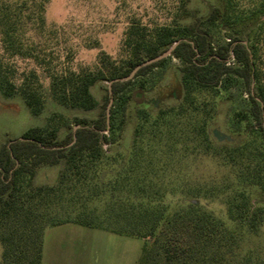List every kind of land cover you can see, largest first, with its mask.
Returning <instances> with one entry per match:
<instances>
[{
	"label": "trees",
	"instance_id": "1",
	"mask_svg": "<svg viewBox=\"0 0 264 264\" xmlns=\"http://www.w3.org/2000/svg\"><path fill=\"white\" fill-rule=\"evenodd\" d=\"M187 1L178 0L180 13L187 12ZM46 3L0 0V93L20 97L34 116L43 111L47 93L65 109L95 110L96 83L122 79L179 42L169 56L140 67L131 79L112 82L97 118L74 117L71 127L55 113L44 127L0 146V264H41L45 229L64 224L151 239L144 241L136 264H264L260 255L242 248L245 235L264 226V207L255 206L248 192L253 187L264 192V73L256 36L243 44L241 36L230 35L224 45L213 46L211 27H224L218 8L190 23L146 25L132 17L118 59L101 54L94 67L72 69L47 53L53 30L46 26ZM16 57L32 60L47 87L35 70L17 77L6 62ZM169 59L180 64L168 84L154 87L146 75ZM235 79L246 86L248 108L233 118L245 122L248 133L249 123L260 125L262 142L216 147L208 121L215 99L223 98ZM167 100L175 104L164 106ZM199 152L222 155L234 172V180L221 187L227 221L199 205L195 188L196 202L173 206L167 200L189 186L181 184L176 164ZM59 165L52 183L34 182L41 166Z\"/></svg>",
	"mask_w": 264,
	"mask_h": 264
},
{
	"label": "rangeland",
	"instance_id": "2",
	"mask_svg": "<svg viewBox=\"0 0 264 264\" xmlns=\"http://www.w3.org/2000/svg\"><path fill=\"white\" fill-rule=\"evenodd\" d=\"M179 6L178 0H47L45 22L47 28L53 30L46 44L47 53L57 54L58 63L68 65L72 69L94 67L101 54L111 59L119 58L124 32L132 17L146 25L169 23L173 19L190 23L205 19L212 9L218 8L223 15L224 27H211L213 46L224 45L230 35L238 34L243 42H247L248 36H256L254 40L260 56V67L264 73V0H188L185 14L180 13ZM2 56L0 45V57ZM6 62L12 65L11 68L17 77L29 70H35L40 82L47 87L48 79L32 60L16 57ZM179 64L178 60L169 59L164 66L150 71L145 79L154 87L157 84H168L170 73ZM139 79L140 77L135 81ZM108 86V82L100 81L91 88V93L98 102V107L92 111L65 109L54 103L47 93L43 111L37 116L30 113L20 97L6 98L0 93V146L19 139L30 128L44 127L48 118L55 113L66 118L71 127L74 126V117L87 120L97 118L102 110ZM174 104V100L163 103L164 106ZM247 108L246 86L239 79H235L228 90L223 92V98L218 96L215 99V113L208 121V132L216 147L234 144L239 140L256 144L262 142L260 125L249 123L248 129L252 127V132L248 133L246 123L236 122L233 118L235 112ZM261 125L264 128V120ZM65 131L66 129L62 128L60 135ZM130 134L129 126L124 136L129 139ZM223 159L222 155L207 156L199 152L177 163L175 167L180 172L181 184L189 186L185 187L184 191L169 195L167 200L170 204L182 205L198 198L201 207L227 221L224 204L226 195L221 191V187L234 180V172L224 164ZM60 169L61 165L41 166L36 172L34 182L38 185L50 184ZM194 188L199 193V197L195 199V191H191ZM248 192L255 206L264 207V192L255 187L250 188ZM43 239V264H136L144 241H151L149 238L143 241L140 238L117 235L78 224L48 227ZM242 248L243 252L257 253L264 259V226L256 233H247Z\"/></svg>",
	"mask_w": 264,
	"mask_h": 264
},
{
	"label": "water",
	"instance_id": "3",
	"mask_svg": "<svg viewBox=\"0 0 264 264\" xmlns=\"http://www.w3.org/2000/svg\"><path fill=\"white\" fill-rule=\"evenodd\" d=\"M178 42H179V41L175 42V43H174V44H173V45H172L167 51H165V52L162 53L161 55H159V56H157V57H155V58H152V59L146 60V61L143 62L142 64L136 66V67L130 72V74H129L128 76H126V77H124V78H122V79H115V80H113L112 82H117V81H127V80L131 79V78L135 75V73L137 72V70H138L140 67L145 66V65H148V64H151V63H154V62H156V61H158V60H161V59H163V58L169 56L170 53L172 52V50H173V49L175 48V46L178 44ZM243 44H246V42H243ZM112 82H109V86H108V93H109V94H111V87H110V85H111ZM111 104H112V99L110 98V99H109V103H108L107 108H106L107 123H108L109 109H110ZM77 128H78V126H75L73 129L75 130V129H77Z\"/></svg>",
	"mask_w": 264,
	"mask_h": 264
},
{
	"label": "crops",
	"instance_id": "4",
	"mask_svg": "<svg viewBox=\"0 0 264 264\" xmlns=\"http://www.w3.org/2000/svg\"><path fill=\"white\" fill-rule=\"evenodd\" d=\"M46 231H47V228L44 231L43 238L46 236ZM43 262H44V239H43V246H42L41 264H43Z\"/></svg>",
	"mask_w": 264,
	"mask_h": 264
}]
</instances>
